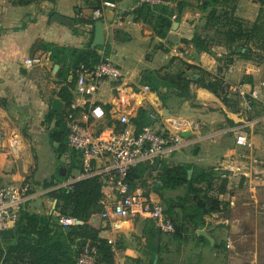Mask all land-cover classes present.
Segmentation results:
<instances>
[{
  "label": "crops",
  "instance_id": "1",
  "mask_svg": "<svg viewBox=\"0 0 264 264\" xmlns=\"http://www.w3.org/2000/svg\"><path fill=\"white\" fill-rule=\"evenodd\" d=\"M189 1L192 5L184 8L179 21H174L164 38L157 36L143 19H135L133 9L139 5L138 0H119L114 7H104L106 42L100 53L108 52L107 56L121 67L123 77L106 81L96 102L103 107L110 105L109 114L115 120L122 115L131 119L141 107L154 108L161 116L152 125L169 133L176 132L174 122H196L198 128L183 131L188 134H182L185 139L181 148L161 156L160 162L192 165L193 173L195 167L228 171L226 191L219 195L226 202L223 210L206 215L205 225L184 243L169 242L162 231L164 250L159 258L164 264H229L232 260L264 264V123L260 121L264 104L258 102L253 110H247L240 96H231L225 103L203 84L193 82L191 90L196 105L184 102L178 106L172 102L168 107L155 92L140 84L145 69L167 67L169 71L180 72L187 69L186 64L200 67L211 78L217 77L226 63H233L234 70L224 78L230 84H242L246 91L264 80V59L230 55L223 45H215L212 53L196 48L192 39L202 30L206 13L196 1ZM163 3L175 10L176 15V2ZM260 8L261 4L255 0H239L236 15L254 22ZM55 13L70 23L52 21ZM76 16L94 19L93 10L84 0H44L23 6L0 0V125L3 131L0 186L29 181L33 195L25 202V210L30 213L56 214L57 200L49 194L52 187L46 188L43 184L65 168L68 156L57 154L56 142L50 136L54 124L46 122V116L53 110V99L63 101L59 95L63 83L57 76L60 65L50 59L26 68L23 61L28 56L50 54L39 48L40 41L84 46L95 33V25L86 23L80 26L83 32L76 34L72 25V18ZM250 47L264 55L262 41H251ZM194 53L198 54L199 61ZM131 128L135 130L133 124ZM241 132L247 135L251 146L237 144L236 138ZM10 140L15 144L11 145ZM160 162L157 169L146 174L148 186L142 195L150 203H164L186 193V187L167 190L163 196L151 190L155 182L160 183L154 179ZM73 173L75 176L79 172ZM103 192V200L117 197L111 185L104 186ZM145 221L141 216L103 219L97 213L89 224L98 229L100 237L112 241L115 264H135L136 259L149 264L151 258L152 264H157L158 251L154 256L151 254L144 234ZM11 228L15 232L13 237L1 234L0 237L14 238L15 226ZM201 230L205 233H200Z\"/></svg>",
  "mask_w": 264,
  "mask_h": 264
},
{
  "label": "trees",
  "instance_id": "2",
  "mask_svg": "<svg viewBox=\"0 0 264 264\" xmlns=\"http://www.w3.org/2000/svg\"><path fill=\"white\" fill-rule=\"evenodd\" d=\"M44 0H10L13 5H29L40 3ZM119 0H84L90 9H104L105 2L116 3ZM174 1L173 10L166 3L141 2L133 9L135 19H143L159 37H166L172 29L174 21H179L181 12L187 6L192 5L189 0H165ZM198 7L206 13L202 30L197 31L192 42L199 51L212 53L215 45H223L229 50L230 55H239L244 58L264 59V55L253 51L250 42L254 40L264 43V0H255L261 4L260 12L254 22H249L236 15L239 0H194ZM139 2V0H138ZM175 16V18H174ZM99 19H88L83 16L72 18L73 31L76 34L83 32L82 25L86 23L96 24ZM94 33L82 47L59 45L52 42L40 41L39 48L50 53V58L60 65L57 76L63 83L59 95L65 102V109L60 113L51 110L46 116L48 124H54L51 131L53 142L59 143L55 150L58 155L68 156L69 162L64 163L65 173L59 172L52 180L44 182L43 186L50 188L57 183H62L74 176V171L80 172L82 168L81 154L69 146V129L65 119L66 109L73 101V87L77 78V71L84 65L92 68L98 64L108 52L100 53L103 46L92 47ZM241 49L238 51V49ZM107 51V48L105 49ZM186 70L180 72L169 71L167 67L161 69H145L142 71L140 84L147 86L155 92L164 106H170L173 102L178 106L184 102L196 105L195 95L191 90L193 82L201 83L213 92L221 96L225 103L230 97L222 87L220 79L213 81L208 73L196 65L186 64ZM191 72V73H189ZM195 74L200 76L197 78ZM106 111L105 125H115L116 130H121L124 125L115 120L109 114L110 105L104 106ZM154 108L141 107L136 116L131 118L135 132L140 133L144 127L154 124L159 118ZM149 163H139L132 167L126 177L128 192H133L139 187L146 188V174L151 169ZM192 165H169L161 160L159 173L154 177L160 183L155 182L151 190L161 196L167 190H177L186 187V193L174 199L164 201V213L172 221L174 231L165 233L169 242H186L191 234L205 225V217L208 214L219 212L226 206V202L219 195L226 191L228 179L227 170L215 167H195L193 176L188 177V171ZM105 186L101 175L91 176L78 180L72 187H58L50 190V196L57 200L56 214H36L22 210L15 223L16 235L12 239L0 237V264H78L77 256L87 241H90L97 249V264H115L114 245L108 239L99 235L98 229L89 224L90 218L100 213L103 206ZM217 192V194H216ZM57 213L73 216L81 223L73 225L72 230L66 231L57 222ZM157 223L153 219L146 218L144 234L148 239V246L153 256L157 253L156 228ZM164 247L161 245L159 253ZM153 258L150 263L152 264ZM135 264H142L140 259ZM157 264H164L160 257Z\"/></svg>",
  "mask_w": 264,
  "mask_h": 264
},
{
  "label": "built area",
  "instance_id": "3",
  "mask_svg": "<svg viewBox=\"0 0 264 264\" xmlns=\"http://www.w3.org/2000/svg\"><path fill=\"white\" fill-rule=\"evenodd\" d=\"M141 2H165L164 0H139ZM105 7H114L115 3L105 2ZM94 19L103 16V10L93 11ZM49 55L28 56L23 64L26 68L50 60ZM234 70L233 63H226L219 71V75L210 79L222 81V87L229 96H240L247 110H253L258 102L264 104V80L246 91L242 84H230L225 76ZM123 77L122 69L109 56L93 66L84 65L77 71V78L72 89L73 101L66 109V122L69 129V146L81 154L82 168L80 172L68 180L57 183L51 189L61 186L72 187L75 182L95 175H101L106 185H111L117 192V197L112 200H103V210L99 213L103 219L130 216H141L153 219L165 233L174 231L172 221L165 215L163 203H150L138 190L128 192L126 177L129 170L139 163L153 164L158 156H168L183 145L185 137L181 132L187 128L196 129L194 121L180 120L173 123L176 132L169 133L156 128L154 125L146 126L140 133L133 130L131 119L128 115L119 117L124 125L121 130H116L115 125H105L106 111L97 104L106 81H117ZM148 89L147 86H143ZM65 109V108H64ZM264 123V114L260 117ZM3 131L0 125V139ZM11 145L15 141H9ZM236 142L239 145L251 146L252 142L243 132L239 133ZM69 162L67 157L66 163ZM33 195L32 185L29 181L11 183L0 186V230L11 228L25 209V202ZM57 222L65 226H73L81 221L73 216L57 213ZM112 242L111 240H109ZM97 249L87 241L77 256L78 264H97ZM229 264H254L250 260H232Z\"/></svg>",
  "mask_w": 264,
  "mask_h": 264
},
{
  "label": "water",
  "instance_id": "4",
  "mask_svg": "<svg viewBox=\"0 0 264 264\" xmlns=\"http://www.w3.org/2000/svg\"><path fill=\"white\" fill-rule=\"evenodd\" d=\"M52 21L54 22H60V23H64V24H68L70 23V20L67 19L66 17L62 16L61 14L59 13H55L52 17H51ZM105 42H106V28H105V25H104V22L102 20H98L95 24V33H94V39H93V42H92V47L93 48H96V47H99V46H103L105 45ZM241 49L239 48L238 51H240ZM194 58H196L197 61H199V56L197 53H194ZM57 68H58V65H57ZM198 76V75H197ZM64 101H62L60 98H55L53 99L52 101V109L58 113H60L63 109H64ZM166 111H168L167 108H165ZM183 135H187L188 133L187 132H183L182 133ZM59 146V143H55V147H58ZM160 156H158L156 158V162L153 166L152 169H150V172L153 171V169H157L158 168V165H159V162H160ZM65 171V168H61L60 169V172L63 173ZM193 175V168L189 169L188 171V177L191 178ZM55 203H57V201H55ZM66 231H70L72 230V226H65L64 227ZM161 233H162V229L161 227L158 225L157 228H156V242H157V251L158 253L156 254L155 256V263H157L158 261V258H159V251H160V245H161ZM200 233L204 234L205 232L203 230L200 231ZM0 234L3 235L4 237H8V236H11L13 237L15 232H14V229L13 228H7V229H2L0 231Z\"/></svg>",
  "mask_w": 264,
  "mask_h": 264
},
{
  "label": "rangeland",
  "instance_id": "5",
  "mask_svg": "<svg viewBox=\"0 0 264 264\" xmlns=\"http://www.w3.org/2000/svg\"><path fill=\"white\" fill-rule=\"evenodd\" d=\"M145 190H146V188H144L143 190H141V193H144Z\"/></svg>",
  "mask_w": 264,
  "mask_h": 264
}]
</instances>
